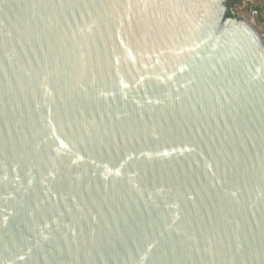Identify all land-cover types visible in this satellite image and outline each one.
<instances>
[{
  "label": "water",
  "instance_id": "1",
  "mask_svg": "<svg viewBox=\"0 0 264 264\" xmlns=\"http://www.w3.org/2000/svg\"><path fill=\"white\" fill-rule=\"evenodd\" d=\"M0 264H264L255 10L0 0Z\"/></svg>",
  "mask_w": 264,
  "mask_h": 264
},
{
  "label": "trees",
  "instance_id": "2",
  "mask_svg": "<svg viewBox=\"0 0 264 264\" xmlns=\"http://www.w3.org/2000/svg\"><path fill=\"white\" fill-rule=\"evenodd\" d=\"M244 0H229L230 6L233 11L239 12L241 11H248L255 10V16L256 18L264 23V3L261 0H254L253 5L249 7H244L242 5ZM240 11V12H241Z\"/></svg>",
  "mask_w": 264,
  "mask_h": 264
},
{
  "label": "rangeland",
  "instance_id": "3",
  "mask_svg": "<svg viewBox=\"0 0 264 264\" xmlns=\"http://www.w3.org/2000/svg\"><path fill=\"white\" fill-rule=\"evenodd\" d=\"M242 5L244 6V7H251L250 6V4L248 3V2H245V0L243 1V3H242ZM241 11V10H240ZM237 12V13H241V14H245V13H247V12H250L251 10L249 9L248 11H241V12ZM236 12V11H235ZM255 22H256V24L258 25V27L260 28V30H261V32L263 33V35H264V23H262L261 21H259L257 18H256V16H255Z\"/></svg>",
  "mask_w": 264,
  "mask_h": 264
},
{
  "label": "built area",
  "instance_id": "4",
  "mask_svg": "<svg viewBox=\"0 0 264 264\" xmlns=\"http://www.w3.org/2000/svg\"><path fill=\"white\" fill-rule=\"evenodd\" d=\"M261 1L264 3V0H261ZM245 2H248L250 6H252L254 3V0H245Z\"/></svg>",
  "mask_w": 264,
  "mask_h": 264
}]
</instances>
